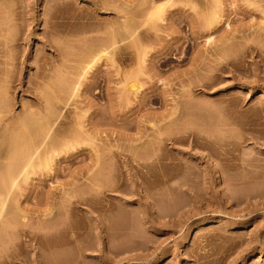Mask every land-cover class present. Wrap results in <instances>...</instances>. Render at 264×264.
I'll list each match as a JSON object with an SVG mask.
<instances>
[{
  "label": "rangeland",
  "instance_id": "obj_1",
  "mask_svg": "<svg viewBox=\"0 0 264 264\" xmlns=\"http://www.w3.org/2000/svg\"><path fill=\"white\" fill-rule=\"evenodd\" d=\"M15 129L0 264H264V0H0Z\"/></svg>",
  "mask_w": 264,
  "mask_h": 264
},
{
  "label": "bare ground",
  "instance_id": "obj_2",
  "mask_svg": "<svg viewBox=\"0 0 264 264\" xmlns=\"http://www.w3.org/2000/svg\"><path fill=\"white\" fill-rule=\"evenodd\" d=\"M9 41H10V40H9ZM50 43H51V42H50ZM51 47H53L52 43H51ZM56 51H57V50H56ZM94 53H96V52H94ZM93 55H94V54H93ZM93 55L91 54V58H92ZM96 55H97V54H96ZM96 55H95V57H94L95 62L98 60L96 57L100 58V57H99L100 54H98V56H96ZM92 59H93V58H92ZM96 59H97V60H96ZM91 64H92V63H91ZM87 65H88V64H87ZM90 66H91V65H90ZM85 67H86V66H85ZM89 68H91V67H89ZM133 85H134V84H133ZM134 86H135V85H134ZM134 86H132V88H133ZM136 87H137V85H136ZM136 87H134V89H136ZM77 89H78V88L76 87V91H77ZM5 106H6V105H5ZM5 108L7 109V106H6ZM46 109H47V108H46ZM46 109H45V110H46ZM43 110H44V109H43ZM45 110H44V111H45ZM48 110H49V109H48ZM48 110H47V111H48ZM44 111H43V112H44ZM47 111H46L45 113H47ZM51 113H52V112L49 111L50 117H51L52 114H53V113H52V114H51ZM45 115H47V114H45ZM27 116H29V118H26V119H29V120H30L32 117L34 118V114H33L32 112H29ZM47 116H48V115H47ZM47 116H44V118L46 117L45 119L42 118L43 116L41 117V119H42V122H41V123H45L44 120H46V119H47V122L49 121V116H48V117H47ZM51 118H52V117H51ZM32 120H33V119H32ZM26 121H27V124H29V121H28V120H26ZM50 122H51V120H50ZM48 123H49V122H48ZM25 124H26V122H25V118H24V120H22V122L19 123V124H17V125H21L23 128H25V127L27 128V124H26V125H25ZM43 125H44V124H42V126H41L42 128L40 127V128H41V129H40V132H41V130H43ZM17 127H18V126H17ZM44 127H45V126H44ZM26 128H25L24 130H26ZM45 128H46V129H45ZM45 128H44L45 130L42 131V132H44V137H45L44 139L46 140V138L48 137V136H47V135H48V132H49L48 129H50V128H48L47 126H46ZM18 129L21 130V129H20V126H19ZM18 129H15L14 131H12V133L10 132L11 134H10V135L7 134L8 137H5V138L8 140V143L10 144V146L8 145L7 140L4 139V136H5V135L1 137V138H3V140L0 139V141H4L5 143H7V145H6L4 142H2V143H4L3 145H5L6 147L8 146L7 149L5 148L6 150H10V149H12V147L15 149V148L17 147L16 150L12 149L10 152L8 151V153H10V155H9V156H10V160H9V162H8L9 164H11L10 162H11L12 160H13L12 162H15V160H14L13 158H11V157H15V158L17 157V156H11L12 154L14 155V154H18V153H19L18 155H20V156H21V154H22V153L19 152V150H18L17 153H12V151H17V149L20 147L19 144L24 140V138H22L23 133H20L21 131H19ZM16 130H18V131H16ZM14 132H15V133H14ZM40 132H39V135H41ZM25 134H26V133H25ZM20 137H21L23 140H22V139L19 140V142H20V143H19L17 140H18ZM26 137H27V136H26ZM37 137H38V134H37ZM28 139H29V138H28ZM35 139H36V137H35ZM39 139H40V137H39ZM29 140H30V139H29ZM40 140H41V139H40ZM42 140H43V139H42ZM42 140H41V141H42ZM30 141H31V140H30ZM30 141H29V142H30ZM36 142H37V141H36ZM15 143H17V145H18L19 147H18ZM24 143H25V140L21 143V145H22V144L24 145ZM30 143H32V141H31ZM34 143H35V142H34ZM34 143H33V144H34ZM45 143H46V141H45ZM45 143H44V141H43V146H44V145L46 146ZM25 144H26V143H25ZM33 144H32V145H33ZM3 145H1V143H0L1 148H3V147H2ZM39 145H40V143H39V144L36 143V145H34V146H32V147L30 146V148H29V144H28V149L26 150V151H27V154H26V152H25V150H24L26 156L28 155V157H29V158H28V162H29V163H28V164L26 165V167L24 168L27 172L24 171V170L22 169V172H20V173H21V175H22V173L24 172V174L26 175V176H25V175H24V176H25L26 178H28V177H27L28 173H29V174L33 173V171H31V170H33V166L35 167V166L37 165V166H39L40 168H44V167L48 168V166H47V163H49V162H47V161H49V158H48V157H47L48 159H47V158H44V159H42L41 161L38 160V159H37L38 157H37V158H36V159H37V162L34 161L35 156H37L36 154H39V152H38V150H39ZM41 145H42V144H41ZM5 146H4V147H5ZM14 146H16V147H14ZM1 148H0V150H1ZM9 148H10V149H9ZM26 148H27V144H26V146H25V149H26ZM40 148H42V147H40ZM46 148H47V147H46ZM23 149H24V146H23ZM43 149H45V148H43ZM6 150H5V151H6ZM40 150H41V149H40ZM43 151H45V150H43ZM6 152H7V151H6ZM21 152H22V150H21ZM41 152H42V150H41ZM46 152H47V151H46ZM6 154H7V153H6ZM25 154L23 153L22 156H24ZM44 154L46 155L45 152H44ZM7 155H8V154H7ZM9 156H8V157H9ZM33 156H34V157H33ZM42 156H44V155L42 154ZM46 156H48V155H46ZM6 157H7V156H6ZM44 157H45V156H44ZM23 158L25 159V157H23ZM41 158H43V157H41ZM11 159H12V160H11ZM32 159H33L32 162L36 163V165H34V163L31 162ZM26 160H27V159H26ZM25 162L27 163V161H25ZM26 163H25V164H26ZM9 164H8V165H9ZM12 164H14V163H12ZM8 165H7V166H8ZM18 165H20V164H17V165H14V166H15V167H16V166L18 167ZM21 165H23V163H22ZM48 165H49V164H48ZM10 166H11V165H10ZM14 166H12V167H14ZM24 166H25V165H24ZM42 166H43V167H42ZM12 167H11V169H12ZM20 168H21V167H20ZM28 168L31 169V170L28 171V170H29ZM4 169H6V170H5V173L11 171V170L9 171L10 168H8V167H6V166H5ZM14 169H15V168H13V170H14ZM27 169H28V170H27ZM2 170H3V169H2ZM18 170H19V168H18ZM18 170H17V169L14 170V171H15V172H14L15 175L13 174V176H16V175H17L16 172H17ZM20 171H21V170H20ZM30 172H31V173H30ZM3 173H4V171H3ZM12 173H13V172H11L10 175H9V173H8V174H4V175H6V176H7V175L9 176V178H8V177H3V178H4L3 180H5V186H4V187L8 186V185H6V184H7V181H8L9 184H10V183H13V181L16 182V179L14 180V178H16V177H12V176H11ZM18 173H19V171H18ZM24 176H23V177H24ZM28 176H29V178H30V175H28ZM25 177H24V178H25ZM1 178H2V176H1ZM6 178H7V181H6ZM17 178H18V176H17ZM3 180H2V181H3ZM2 181H1V183H0V186L2 185ZM15 182L13 183V185H14V184L16 185ZM11 185H12V184H11ZM13 185H12V187H13ZM15 185H14V186H15ZM8 188H9L8 190H10V187H8ZM1 189H2V187H1ZM5 189H7V188H5ZM5 189H3V191H4ZM1 192H2V190H1ZM1 192H0V193H1ZM1 194H2V193H1ZM5 194H6V193H5ZM1 210H2V208H0V212H1ZM61 261L63 262V259H61Z\"/></svg>",
  "mask_w": 264,
  "mask_h": 264
}]
</instances>
